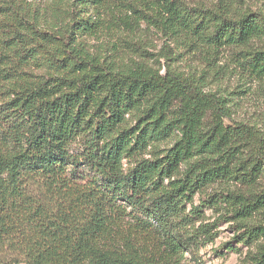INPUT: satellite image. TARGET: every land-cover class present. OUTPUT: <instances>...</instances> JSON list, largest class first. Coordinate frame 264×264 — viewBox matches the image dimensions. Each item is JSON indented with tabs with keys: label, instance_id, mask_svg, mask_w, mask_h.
I'll return each mask as SVG.
<instances>
[{
	"label": "trees",
	"instance_id": "obj_1",
	"mask_svg": "<svg viewBox=\"0 0 264 264\" xmlns=\"http://www.w3.org/2000/svg\"><path fill=\"white\" fill-rule=\"evenodd\" d=\"M106 2L0 0V264H186L216 235L189 205L216 185L205 201L227 204L260 241L249 264H264L263 135L181 72L95 53L88 38L103 32ZM151 11L189 45L218 51L264 37L256 13L196 16L177 0ZM242 60L264 79V49Z\"/></svg>",
	"mask_w": 264,
	"mask_h": 264
},
{
	"label": "rangeland",
	"instance_id": "obj_2",
	"mask_svg": "<svg viewBox=\"0 0 264 264\" xmlns=\"http://www.w3.org/2000/svg\"><path fill=\"white\" fill-rule=\"evenodd\" d=\"M32 1L41 9L47 4V0ZM162 1L107 0L99 10L103 32L88 38L92 50L109 57L121 67H134L140 63L160 69L163 73L170 69L193 78L205 91L227 99L231 120L256 127L264 137V79L249 76L247 69L241 66L248 52L264 49V37L244 46L225 47L218 51L206 43L199 46L176 41L158 28L155 20L147 17L152 13L151 7ZM177 2L196 16L206 11L223 10L228 17L235 19L245 13L264 17V0ZM175 140L176 136H173L155 143L145 156L170 148ZM234 188L238 191L250 189L239 183ZM255 188H264V175ZM216 190H221L220 185L208 188L205 193H197L189 205V209L202 211L204 222L214 223L212 231L216 235L214 240L201 245L195 255L188 254L186 264H249L260 241L251 242L246 228L226 216L229 213L227 204L214 206L205 201L206 196ZM262 217L259 214L253 220L258 223Z\"/></svg>",
	"mask_w": 264,
	"mask_h": 264
}]
</instances>
